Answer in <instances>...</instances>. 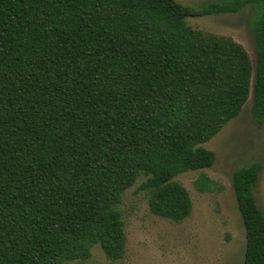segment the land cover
Here are the masks:
<instances>
[{"label":"trees","instance_id":"16d2710c","mask_svg":"<svg viewBox=\"0 0 264 264\" xmlns=\"http://www.w3.org/2000/svg\"><path fill=\"white\" fill-rule=\"evenodd\" d=\"M250 22L256 65L231 37L186 17L238 13ZM251 95L264 125V0L200 9L176 0H0V264L86 260L95 245L125 255L117 207L142 180L149 211L180 223L188 191L174 180L210 168L202 145ZM261 165L236 169L242 264H264V212L253 194ZM210 193L215 182H193Z\"/></svg>","mask_w":264,"mask_h":264},{"label":"rangeland","instance_id":"374dc122","mask_svg":"<svg viewBox=\"0 0 264 264\" xmlns=\"http://www.w3.org/2000/svg\"><path fill=\"white\" fill-rule=\"evenodd\" d=\"M219 1L222 0H176L195 9ZM254 14V7L247 5L238 13L186 17L184 21L203 33L233 38L245 48L255 67L256 45L250 24ZM202 146L214 153L212 166L174 178L189 193V217L175 223L153 215L147 193L137 190L143 179L139 180L124 192L117 206L126 235L124 258L110 261L95 245L88 259L65 264H242L245 236L232 188L236 169L253 162L261 165L253 194L264 212V125L252 118L251 95L240 114ZM200 173L212 179L219 189L197 192L193 182Z\"/></svg>","mask_w":264,"mask_h":264}]
</instances>
